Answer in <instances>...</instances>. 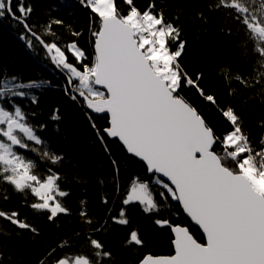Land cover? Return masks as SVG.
<instances>
[{"label":"snow or ice","instance_id":"1","mask_svg":"<svg viewBox=\"0 0 264 264\" xmlns=\"http://www.w3.org/2000/svg\"><path fill=\"white\" fill-rule=\"evenodd\" d=\"M80 3L98 19L91 32V59L80 44L79 30L70 29L72 39L62 44L55 26H63L64 21L33 25V8L25 0H0V19L7 16L22 28L20 38L29 48L35 42L46 52L65 76L66 94L71 91L72 99L79 97L95 113L109 114V126L100 131L118 139L145 164L147 175L130 179L122 207L111 221L127 225L126 209L134 203L145 214H159L169 200H175L206 236V242L199 243L187 227L161 216L154 223L172 231L175 254L149 253L139 264H264V137L255 141L247 135L238 110L231 105L221 112L230 128L218 134L186 98L184 88L190 87L212 106L218 103L201 86L204 74L190 75L182 67L180 58L187 43L182 29L175 23L177 18L167 17L154 0L143 7L136 0H123L127 5L123 13L118 0ZM232 82L240 83V78ZM41 86L18 82L19 90L0 91V184L33 197L37 202L29 207L47 213L52 222L70 212L62 199L70 193L62 188L56 168L63 156L43 147L46 125L33 124L35 112L29 113L18 102L36 104L37 96H29L24 89ZM52 119H59L58 114ZM45 163L50 167H43ZM113 164L117 167L115 160ZM154 185L162 191H155ZM115 191L120 195L119 183ZM81 216L91 223L83 210ZM7 219L18 229L38 235L35 226L19 214ZM80 235L83 238L75 242H54L38 264H103L112 257L100 239ZM125 246L143 248L146 241L134 229ZM0 264H5L2 253Z\"/></svg>","mask_w":264,"mask_h":264},{"label":"trees","instance_id":"2","mask_svg":"<svg viewBox=\"0 0 264 264\" xmlns=\"http://www.w3.org/2000/svg\"><path fill=\"white\" fill-rule=\"evenodd\" d=\"M31 4V23L43 26L47 21L61 19L63 26H55L61 43L72 39L71 30H79L80 44L89 58L93 55L91 32L96 30L98 19L79 0H25ZM149 0H136L141 7ZM157 8L182 29L186 40L180 63L190 75L203 73L201 86L217 98L212 106L190 87L184 88L186 98L205 115L218 134L230 128L221 112L224 106H234L243 121L246 134L259 141L264 137V0H154ZM120 11L127 5L118 0ZM23 29L7 16L0 19V91H7L6 82L41 84L40 88L24 89L29 96L36 95L38 102L18 101L29 113L35 112L32 121L36 126L46 125L42 138L46 150L63 156L56 165L62 188L70 193L62 198L69 214H60L49 222L47 213L29 207L37 202L30 195L13 193L0 184V253L12 264H38L46 248L56 241L98 238L112 257L103 264H139L147 254H174L173 237L167 227H159L154 220L165 217L173 225L188 226L194 237L204 243L205 238L184 214L179 202L169 200L159 214H145L139 204L127 206V225L113 223L122 205L121 199L131 178L147 175L145 164L128 154L117 141L100 130L109 126L108 116H96L79 97L67 94L65 76L51 63L46 52L35 42L29 48L20 37ZM38 46V48H37ZM42 53V55H41ZM239 77L240 83L232 79ZM227 81V83H226ZM231 90L232 95H229ZM220 109L219 111L217 109ZM59 119H52L54 115ZM100 136H103L101 140ZM118 167H114L113 161ZM43 167H50L47 163ZM155 180V177H153ZM120 185V195L115 185ZM155 191H162L154 185ZM105 198L108 203H105ZM84 211L91 223L81 216ZM19 214L23 221L35 226L38 235L18 229L7 217ZM97 226L99 229L96 230ZM138 230L146 247H126L130 231Z\"/></svg>","mask_w":264,"mask_h":264},{"label":"water","instance_id":"3","mask_svg":"<svg viewBox=\"0 0 264 264\" xmlns=\"http://www.w3.org/2000/svg\"><path fill=\"white\" fill-rule=\"evenodd\" d=\"M90 110V109H89ZM90 112H92V113H94V114H96V115H98V116H108L109 117V114H98V113H95L94 111H92V110H90ZM110 118V117H109ZM110 138V137H109ZM110 139H113V140H117L121 145H122V143L118 140V139H116V138H110ZM123 146V145H122ZM124 147V146H123ZM125 148V147H124ZM125 150H126V148H125ZM128 154H130V153H128ZM130 155H132V154H130ZM133 157H135L134 155H132ZM135 158H137V157H135ZM139 161H141L139 158H137ZM142 162V161H141ZM165 181L167 182V180L165 179ZM180 204V203H179ZM180 206H181V208H182V205L180 204ZM182 210H183V208H182ZM183 212H184V210H183ZM184 214L190 219V221L192 222V224L194 225V226H196L197 228H199V230L201 231V233H202V235L204 236V238H205V242H206V236H205V234L203 233V231H202V229L197 225V224H195V222L194 221H192V219L184 212ZM181 226H183V225H181ZM184 227H187L188 228V230H189V232H190V234L193 236V238L194 239H196L195 237H194V235H193V233H191V231H190V229H189V227L188 226H184ZM197 240V239H196ZM197 242H199V243H202V242H200V241H198L197 240ZM204 242V243H205ZM174 247V246H173ZM174 254H175V250H174ZM173 254V255H174ZM155 256H167V255H155Z\"/></svg>","mask_w":264,"mask_h":264},{"label":"rangeland","instance_id":"4","mask_svg":"<svg viewBox=\"0 0 264 264\" xmlns=\"http://www.w3.org/2000/svg\"><path fill=\"white\" fill-rule=\"evenodd\" d=\"M5 84H7L9 87L8 88H12V89H14V84H15V82H11V81H9V82H6ZM109 118V117H108ZM125 149V148H124Z\"/></svg>","mask_w":264,"mask_h":264},{"label":"bare ground","instance_id":"5","mask_svg":"<svg viewBox=\"0 0 264 264\" xmlns=\"http://www.w3.org/2000/svg\"><path fill=\"white\" fill-rule=\"evenodd\" d=\"M80 1V0H79ZM37 48H38V46H37ZM41 55H42V53H41ZM46 56H48L47 54H46ZM88 111H90L89 109H88ZM92 113V112H91ZM94 114V113H93ZM94 115H96V114H94ZM96 116H98V115H96ZM108 137V136H107ZM109 138V137H108ZM110 139V138H109ZM111 140H113V139H111ZM166 182V181H165ZM171 234H172V237L174 238V236H173V233H172V231H171Z\"/></svg>","mask_w":264,"mask_h":264}]
</instances>
